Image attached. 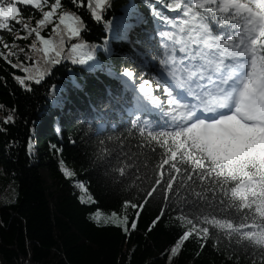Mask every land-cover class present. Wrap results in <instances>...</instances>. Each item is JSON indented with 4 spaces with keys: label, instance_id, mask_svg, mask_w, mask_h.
Instances as JSON below:
<instances>
[{
    "label": "trees",
    "instance_id": "obj_1",
    "mask_svg": "<svg viewBox=\"0 0 264 264\" xmlns=\"http://www.w3.org/2000/svg\"><path fill=\"white\" fill-rule=\"evenodd\" d=\"M54 2L48 0L47 4ZM174 3L104 0L97 9L102 19L96 21L91 15L95 0H61L60 6L79 18L80 39L103 69L80 63L83 58L76 59L75 52L68 49L65 58L50 65L43 76L38 73L56 51L44 53L39 41L34 50L35 34L23 30L21 24L23 21L35 28L42 11L17 4L21 12L16 20L20 22L9 19V29L0 30V53H4L0 56V166L16 188V197L5 201L0 185V264H169L165 252L175 243L181 227L167 215L151 226L161 207L160 193L144 209L127 210L130 220L137 221L134 230L129 223L127 233L120 226L97 223L91 214L100 209L124 215L123 200L136 202L140 180L134 170L120 173L112 167L114 155H101L120 139L128 146L137 143L139 130L131 124L141 114L131 110L136 102L143 103L146 110L141 117L158 118L154 107L146 106L134 89L159 77V59L153 57L163 58L162 41L167 39L160 33L168 32L176 39L173 33H179L174 25L159 21L150 9L173 19L183 16L180 9L167 7ZM122 20L140 21L127 31L126 38L124 30L117 28ZM51 25L41 28L45 38L52 39L56 32ZM4 44H15L23 51L13 54L16 49ZM17 63L21 65L18 68L14 67ZM124 68L134 73L131 86L125 83ZM156 93L166 103V95ZM9 115L13 122L5 123ZM61 160L74 176L64 174ZM77 181L84 184L93 202L80 200L73 183ZM136 211L140 212L138 217L133 215ZM170 264L228 262L211 241L200 248L195 238H189Z\"/></svg>",
    "mask_w": 264,
    "mask_h": 264
},
{
    "label": "snow or ice",
    "instance_id": "obj_2",
    "mask_svg": "<svg viewBox=\"0 0 264 264\" xmlns=\"http://www.w3.org/2000/svg\"><path fill=\"white\" fill-rule=\"evenodd\" d=\"M148 2L145 0L146 5ZM47 3L0 0V30L9 29L7 21L20 15L17 4H23L42 11L35 28L21 21L23 30L35 34L34 50L36 41L43 44L44 53L54 50L53 42L41 35V28L46 24L55 28L53 18L57 15L60 24L77 36L80 29L73 26V14L57 13L61 0L43 10ZM102 5L104 0H95L91 15L96 21L102 19L97 11ZM167 7L180 9L183 16L173 19L150 9L159 21L174 25L180 34L176 39L161 32L160 36L167 38L162 41L164 55L153 57L159 59L156 85L162 95L166 94V103L140 84L146 106H155L152 111L158 118L137 116L131 121L139 130L137 143L128 146L120 139L101 155H114L112 167L120 173L134 170L140 180L136 202L123 200L124 215L117 210L105 215L97 209L92 218L97 223L103 220L105 225L120 226L127 233L129 223L131 229L137 227L127 210L144 209L160 193L161 207L151 226L167 215L181 227L175 243L165 252L169 264L189 238H195L200 248L211 241L228 264H264V0H175ZM136 23L122 20L117 25L124 30L123 38ZM116 34L119 38L120 33ZM58 40L56 47L63 44L62 32ZM3 46L16 49L13 54L23 51L15 44ZM82 46L74 43L72 49ZM58 57L60 52L56 51L38 74L43 76L50 65L58 63ZM123 71L127 77L134 75L128 68ZM16 79L27 88L23 79ZM11 122L13 116L9 115L5 123ZM60 165L66 176H74L63 167V160ZM133 215L138 217L140 212Z\"/></svg>",
    "mask_w": 264,
    "mask_h": 264
},
{
    "label": "rangeland",
    "instance_id": "obj_3",
    "mask_svg": "<svg viewBox=\"0 0 264 264\" xmlns=\"http://www.w3.org/2000/svg\"><path fill=\"white\" fill-rule=\"evenodd\" d=\"M33 6H35V5H33ZM49 6L50 5L45 4L43 10H48L49 9ZM130 8L131 9L134 8L133 4L130 6ZM59 12H69V13H72L68 9L62 8L61 6H59V8L57 9V13H59ZM75 18L76 17L73 14V26L79 28L78 20L75 19ZM53 19L55 21V28H54L53 24L51 26L53 27V29L56 32L53 35V38L52 39H49L48 37H46V39H49V40H51L54 43V45H53L54 50L51 51L52 52L51 54L55 53V51H59L60 52V57H58V60H62V59L65 58L67 50L68 49H71L72 51L75 52V54H76L75 58L76 59L77 58H81V59L83 58V60H84V58L86 56H92V58L94 57L92 55L93 53L91 54L90 50L86 46L85 41L82 40V39H80L79 31H78L77 36L73 37L71 35L70 29L66 25L60 24L59 19H58V15L57 16H54ZM31 27H32V25H31ZM61 32L63 33V44L60 47H56V45L59 44L58 34L61 33ZM74 43L75 44H78V45H83V46L74 50V49H72V44H74ZM94 51H95V49H94ZM73 61H75V60H73ZM126 80H127L126 83L127 84H130L129 81L131 80V77H127ZM143 84H144L145 90L148 91L151 95H154V94H152L153 90L150 87V84L147 83V82H143ZM135 91H136V93H140L142 95V98L144 97V93H142L140 91V87L136 88ZM141 105L142 104L136 105V108L141 107ZM66 168H68V167H66ZM68 169H70V168H68ZM73 183H74V185L77 188L78 196H79V198H80L81 201H83L85 203H91V202H93L92 196L87 193V190H86V188H85V186H84V184L82 182H78L77 181V182H73ZM81 184H83V187L80 186ZM0 185L4 188V194L2 195L3 200H5V201H11V200H13L16 197V188H15L14 184L10 181L8 174L5 173L2 170L1 166H0ZM94 213H96V212H94ZM94 213L91 214V217L93 216ZM110 213L111 212L101 211V214H105V215L106 214H110ZM100 223L101 224H104L103 223V220H101Z\"/></svg>",
    "mask_w": 264,
    "mask_h": 264
}]
</instances>
